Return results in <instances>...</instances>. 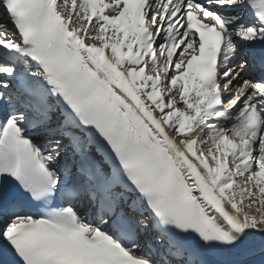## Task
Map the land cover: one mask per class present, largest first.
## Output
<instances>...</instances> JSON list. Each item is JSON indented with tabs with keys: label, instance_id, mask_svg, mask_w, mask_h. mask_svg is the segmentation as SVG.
Here are the masks:
<instances>
[{
	"label": "snow or ice",
	"instance_id": "snow-or-ice-1",
	"mask_svg": "<svg viewBox=\"0 0 264 264\" xmlns=\"http://www.w3.org/2000/svg\"><path fill=\"white\" fill-rule=\"evenodd\" d=\"M0 264H264V0H0Z\"/></svg>",
	"mask_w": 264,
	"mask_h": 264
}]
</instances>
